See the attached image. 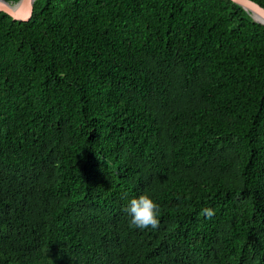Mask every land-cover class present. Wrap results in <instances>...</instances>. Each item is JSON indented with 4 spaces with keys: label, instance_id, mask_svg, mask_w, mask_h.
Returning <instances> with one entry per match:
<instances>
[{
    "label": "trees",
    "instance_id": "obj_1",
    "mask_svg": "<svg viewBox=\"0 0 264 264\" xmlns=\"http://www.w3.org/2000/svg\"><path fill=\"white\" fill-rule=\"evenodd\" d=\"M0 264H264V25L232 0L0 12Z\"/></svg>",
    "mask_w": 264,
    "mask_h": 264
},
{
    "label": "clouds",
    "instance_id": "obj_2",
    "mask_svg": "<svg viewBox=\"0 0 264 264\" xmlns=\"http://www.w3.org/2000/svg\"><path fill=\"white\" fill-rule=\"evenodd\" d=\"M125 211L130 217V226L138 229L149 227L157 229L159 227V205L148 194H141L132 198ZM205 212L208 216L213 214L210 209H206Z\"/></svg>",
    "mask_w": 264,
    "mask_h": 264
},
{
    "label": "water",
    "instance_id": "obj_3",
    "mask_svg": "<svg viewBox=\"0 0 264 264\" xmlns=\"http://www.w3.org/2000/svg\"><path fill=\"white\" fill-rule=\"evenodd\" d=\"M232 1L248 11L256 22L264 25V7L252 0ZM35 2L36 0H19L16 3H10L0 0V12L8 14L16 21L27 22L33 17ZM253 14H258L260 19L257 20Z\"/></svg>",
    "mask_w": 264,
    "mask_h": 264
},
{
    "label": "bare ground",
    "instance_id": "obj_4",
    "mask_svg": "<svg viewBox=\"0 0 264 264\" xmlns=\"http://www.w3.org/2000/svg\"><path fill=\"white\" fill-rule=\"evenodd\" d=\"M253 16H254L257 20L260 19V16H259L258 14H253Z\"/></svg>",
    "mask_w": 264,
    "mask_h": 264
}]
</instances>
